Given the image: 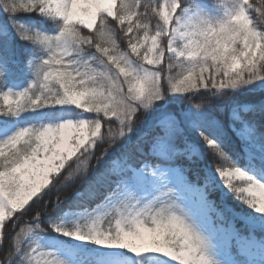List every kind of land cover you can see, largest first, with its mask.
Masks as SVG:
<instances>
[{"label": "snow or ice", "instance_id": "1", "mask_svg": "<svg viewBox=\"0 0 264 264\" xmlns=\"http://www.w3.org/2000/svg\"><path fill=\"white\" fill-rule=\"evenodd\" d=\"M235 3L214 21L187 16V0H0V116L80 113L0 141V264H69L29 246L45 218L61 236L159 264H220L235 238L221 224L236 218L210 198L221 185L264 234V0ZM33 14L54 31L26 24ZM15 41L36 57L22 92L4 90ZM245 86L251 119L202 111L198 96ZM233 138L250 171L226 163ZM65 210L83 227L52 221Z\"/></svg>", "mask_w": 264, "mask_h": 264}, {"label": "rangeland", "instance_id": "2", "mask_svg": "<svg viewBox=\"0 0 264 264\" xmlns=\"http://www.w3.org/2000/svg\"><path fill=\"white\" fill-rule=\"evenodd\" d=\"M211 1L216 0H194L193 5L188 6L186 15L191 17L208 15L214 21H219L226 19L227 14L232 12L226 5L222 6L218 1L210 4ZM42 19L48 21L44 18ZM219 93L220 92H213L212 97ZM235 109L240 114L242 110L245 111V108ZM52 113L54 115L49 121L43 123L42 126L49 123H56L66 118L76 119L80 115L79 111L74 108H52ZM5 120H7L8 134L0 135V139H6L21 129L18 122L2 116H0V125L4 124ZM242 160L244 163H239L237 167L245 171H250L249 161L244 157V154ZM210 198L216 201L218 205L221 203V200H223L230 208L234 209L231 204L235 203L239 205L241 209V211L234 209L236 215L235 219H229L221 224V227L234 231L235 238L229 245H223L219 248L218 258L220 264H239L234 254L235 252L244 256L247 260V264H264V234H262L258 228H254L252 219L255 218L257 214L246 205L234 199L231 194L227 193V190L224 189L222 185L211 194ZM77 223H79L81 227L86 223V217L79 212L67 213L60 224H63L65 227H74ZM237 240L240 242L237 243ZM34 247H39L42 251L52 253L60 259L69 261V264H159L158 259L154 256L136 257L131 253L119 249L99 248L92 244H84L80 241L61 236L56 232L55 236L52 237L36 238ZM169 264H171V262H169Z\"/></svg>", "mask_w": 264, "mask_h": 264}, {"label": "trees", "instance_id": "3", "mask_svg": "<svg viewBox=\"0 0 264 264\" xmlns=\"http://www.w3.org/2000/svg\"><path fill=\"white\" fill-rule=\"evenodd\" d=\"M219 3L222 4V6H227L231 9V11L235 10V0H216ZM216 1H211L210 4H213ZM188 6H192L194 3V0H187ZM22 19L25 21L26 24L33 26L34 29H39L42 31H48L53 32L55 29V26L50 21H45L41 17H36L35 14H33L32 17H22ZM26 45L23 44L20 41H15L13 50L11 53V61H14L9 68H10V75H7L6 77V85L7 87L4 89L5 91L11 90L13 92H22L25 88H28L29 85L33 82L34 76L32 72L28 69V60L33 58V61H36V57L32 55L29 52L25 51ZM77 64H81V60L79 57L76 59ZM258 83H264V81H258ZM252 86H245L241 87L240 89L236 90L235 92H232L231 90H225L220 92L219 94H216L214 97H212V94H204L203 96H198L197 99L199 101H202L204 103V108L202 111L211 112L213 110H223L220 114L221 115H227L230 113L232 109L235 108H246V106L249 104V101L252 96H254L256 93L249 91V88ZM216 93V92H215ZM162 103V102H161ZM177 107H189L188 101L186 99H180ZM195 111V109H194ZM54 114L52 113L51 109H39L36 111H26L22 113L20 116L11 118L12 120L18 122V125L21 129L23 128H40L43 123L50 120V118ZM241 115L244 116L247 119L252 118L251 111H243L241 112ZM9 138V137H8ZM6 138V139H8ZM6 139H0L6 140ZM234 144L236 147L234 149L229 148L228 154L230 157L229 161H226V163H234L236 166H239L240 164H243V152L240 147V142L233 138ZM199 147L201 148V152L204 154V159L206 160L207 164L210 166L212 157L211 153L208 152V149L203 145L201 142ZM88 201L84 200L81 203V212L83 211V208L88 205ZM231 206L238 211H241L240 206L236 205L235 203H232ZM77 211H63L59 213L58 215L52 217V221L60 224L65 217L67 213H75ZM42 227H44L46 230L44 232H39L34 234L32 237L29 238L28 244L30 247H34L35 240L38 237H52L55 236V232L51 230L49 227V220L45 218L44 223L42 224ZM237 257V261L239 264H247L246 258L244 256L239 255L237 252L234 253Z\"/></svg>", "mask_w": 264, "mask_h": 264}]
</instances>
